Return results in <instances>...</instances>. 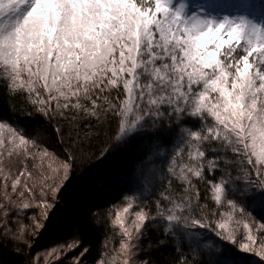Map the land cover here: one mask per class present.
I'll list each match as a JSON object with an SVG mask.
<instances>
[{
    "label": "snow or ice",
    "instance_id": "6c2138e0",
    "mask_svg": "<svg viewBox=\"0 0 264 264\" xmlns=\"http://www.w3.org/2000/svg\"><path fill=\"white\" fill-rule=\"evenodd\" d=\"M0 82L14 95L26 94L49 119L72 111L115 121L118 144L130 145L147 123L155 129L167 121L173 151L152 169L162 190L149 205L129 188L123 205L112 206L114 218L108 210L123 264H150L140 259L150 223L163 227L176 264H200L196 253L206 233L264 264V217L248 210L264 209V19L213 14L203 5L190 10L186 0H0ZM38 157L39 176L32 170ZM75 159L72 151L61 158L0 123L4 237L31 247L26 237L45 229ZM174 181L183 189L175 195ZM201 184L215 208L207 198L201 203ZM31 208L39 214L25 223L20 213ZM125 214L132 217L127 224ZM81 244L74 236L45 251L43 264ZM87 252L71 264H83ZM227 256L223 264H244L231 250ZM98 264H116V256Z\"/></svg>",
    "mask_w": 264,
    "mask_h": 264
},
{
    "label": "trees",
    "instance_id": "16d2710c",
    "mask_svg": "<svg viewBox=\"0 0 264 264\" xmlns=\"http://www.w3.org/2000/svg\"><path fill=\"white\" fill-rule=\"evenodd\" d=\"M112 95L115 96V92ZM73 115L77 116L75 121ZM0 123L12 124L26 138L34 139L41 149L47 148L56 156L63 158L66 151H72L76 156L71 178L61 190L59 204L42 231L47 241L42 245L39 240L30 238L29 242L34 243L29 247L28 243H14L0 231V264H34L35 253L46 244L55 246L69 243L74 236L82 241L77 248L78 253L87 248L84 261L95 264L102 253L117 241L108 210L111 209L113 217L116 209L112 206L123 205L122 197L129 188L134 189L138 195L148 197L142 203L152 205V196L162 190L161 175H153L152 169L161 167L165 154L173 151L175 144L174 136L166 127L167 121H162L160 127L155 129L148 123L143 135L135 138L130 145L118 144L113 139L115 121L109 122L103 117L97 121L72 111L49 119L33 108L26 94H12L2 82ZM156 143L159 147H154ZM221 154L231 158V153ZM28 166L31 168L32 163ZM36 171L33 172L39 176ZM199 187L201 203L207 198L209 206L215 208L204 185ZM182 191L179 181H174L173 194ZM237 199L242 201L245 198ZM248 210L256 219L264 217V209L250 206ZM93 213L99 214L98 220ZM26 218L24 222L28 223L29 217ZM242 225L243 222L239 226L241 230ZM144 241L141 259L148 260L150 264H176L177 253L172 242L164 238L162 226L158 228L150 223ZM184 245L185 251H188L187 240ZM228 250H231L233 256L241 258L244 264H256L259 259L250 252L239 251L238 246L223 244L211 233H206L196 253L197 260L200 264H223L228 258Z\"/></svg>",
    "mask_w": 264,
    "mask_h": 264
},
{
    "label": "rangeland",
    "instance_id": "374dc122",
    "mask_svg": "<svg viewBox=\"0 0 264 264\" xmlns=\"http://www.w3.org/2000/svg\"><path fill=\"white\" fill-rule=\"evenodd\" d=\"M177 2H179V0H177ZM186 2L190 5V10H196L198 9L201 5H203L205 7V10L208 12H211L213 14H232V15H238V14H246L249 15L251 18H255L258 22L261 19H264V0H186ZM148 124V123H147ZM147 124L145 125V131H146V127ZM29 163H32V161H29ZM35 165L37 166L36 168H32L33 171H38L39 172V167L41 165V160L39 159V157L36 159V161L34 162ZM29 165V164H28ZM43 167H47V161L43 162ZM36 171V172H37ZM9 195H12L11 193V189L9 187L8 189ZM4 194V188H3V182L0 181V196H2ZM20 202V201H18ZM225 209H221V211H223ZM54 212V208L50 211L49 213V218L51 216V214ZM39 214L38 210L36 208H31L29 210L26 211H22L20 213V219L27 220V216L30 218V216L33 214ZM115 213V211H114ZM114 213H113V217L114 218ZM30 214V215H29ZM126 216H128V214H125ZM28 218V220H29ZM131 216H128V220H126V224L131 220ZM50 220V219H49ZM53 223H50V225ZM113 227V226H112ZM113 230L115 231L116 237H117V241L115 242V245H112L111 248L107 249L104 251V253H102L101 257H104L106 259L111 260L112 257L115 255L116 256V264H123V259L124 257L122 255H119V244H120V236H119V230L118 228H114ZM2 232V231H1ZM3 234V232H2ZM30 238L39 240L42 245H44V242L47 241L46 237L44 235L41 234L37 237L36 234L34 232H30L27 237L26 240L29 241ZM145 241L143 240V249H144V243ZM63 244H67V243H63ZM57 246V245H55ZM54 245H45V247H43L42 249H40L39 251H37L34 255V262L37 258H39L40 260V264H43V253L45 251H50L53 247H55ZM71 254H76L74 257L78 256V249H75L73 251H68L67 255L63 256L62 259L55 261V264H71V261L74 257H71ZM142 254V252H141ZM141 254H140V259H141ZM101 257H99V259L96 260L95 264H98V261L101 259ZM83 264H87L86 261L83 260Z\"/></svg>",
    "mask_w": 264,
    "mask_h": 264
}]
</instances>
